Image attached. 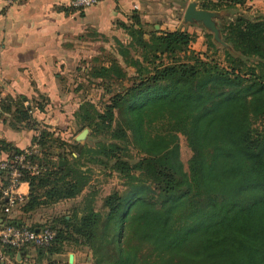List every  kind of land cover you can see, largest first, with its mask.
I'll return each instance as SVG.
<instances>
[{"label": "trees", "instance_id": "16d2710c", "mask_svg": "<svg viewBox=\"0 0 264 264\" xmlns=\"http://www.w3.org/2000/svg\"><path fill=\"white\" fill-rule=\"evenodd\" d=\"M129 19L117 21L128 39L114 36L106 61L83 69L110 93L102 108L86 98L73 112L95 142L69 143L44 126L32 137L40 154L28 155L39 168L22 169L29 189L18 207L30 212L77 196L92 166L117 172L126 188L103 197V213L96 192L85 193L73 215L58 219L62 226L47 225L53 241L34 248V261L63 253L68 240L89 247L88 264H264V11L224 22V62L209 53L216 48L211 32L206 49L196 51L194 33L148 30L135 10ZM30 101L24 94L0 98V115L13 110L32 126V110L44 103ZM180 134L191 150L186 165ZM1 149L10 157L23 150L3 138ZM18 249L25 256L29 246L6 247L14 256Z\"/></svg>", "mask_w": 264, "mask_h": 264}, {"label": "crops", "instance_id": "0c3cea01", "mask_svg": "<svg viewBox=\"0 0 264 264\" xmlns=\"http://www.w3.org/2000/svg\"><path fill=\"white\" fill-rule=\"evenodd\" d=\"M189 2L195 0H100L82 7L75 6L73 0H0V98L24 94L33 100L38 94L46 96L44 109L32 110L36 121L32 126L25 125L18 112H2L0 138L25 148L38 133V125L53 131L58 109L72 107L74 112L82 100H69L62 80L73 72L80 76L85 63L80 67L77 62L90 60L114 36L127 40L128 34L117 21L128 22L134 10L146 29H185L195 34L190 47L205 50L203 38L209 30L201 20L185 17ZM196 43L200 47L196 48ZM8 154L0 150V157ZM19 187L27 195L28 182L22 181ZM30 214L19 207L15 210L24 222ZM26 255H35L34 248L30 246Z\"/></svg>", "mask_w": 264, "mask_h": 264}, {"label": "rangeland", "instance_id": "374dc122", "mask_svg": "<svg viewBox=\"0 0 264 264\" xmlns=\"http://www.w3.org/2000/svg\"><path fill=\"white\" fill-rule=\"evenodd\" d=\"M202 0H195V3L200 6ZM216 16L215 23L217 26V38L213 35V30L210 28V26H204L209 32H211V39L213 40L215 47L210 48V52H215L216 58L224 62V49L225 47L229 48V43H226L224 41V36L222 33V27L225 21H227L229 18H234L238 15H245L248 17H253L256 14H259L260 12L264 11V0H246V3L236 6H226L221 7L219 9H210ZM205 30V29H204ZM204 42H205V35H204ZM196 48L199 46L198 43L195 44ZM200 47V46H199ZM195 49L194 47H191ZM114 50V41L111 40V43L107 42L106 47H102V49H99L96 51L91 57L90 60L93 61L95 59L96 62L99 61H106V59L109 57V54L112 53ZM196 50V49H195ZM215 50V51H214ZM94 52V51H93ZM92 52V53H93ZM88 60V61H90ZM87 60L79 61L78 66H82L84 63H88ZM92 63V62H91ZM80 76L74 75V72L68 76L65 77L62 80V84H64L63 88L68 89V99L71 101H78V100H84L86 98L92 100L98 108H102L104 103L108 100L110 93L106 92V90L102 87L103 84L101 81H98L97 79H88L84 78L83 70L81 69L79 71ZM105 84V83H104ZM118 83L115 82L114 84H111L112 87L118 88ZM76 93V94H75ZM46 96L44 94H38L36 97L33 98L30 102L32 104H35V102H41L45 103ZM56 121L53 124V136H57L62 140H66L67 142H73L78 141L81 143L86 144H93L95 142V137L90 134V128L88 126H84L88 128V131L85 135V137L81 140L77 139V134L84 128H81L80 122H78L74 115H73V109L70 108H60L58 109ZM34 119V118H33ZM32 119V123L36 124V121ZM43 125L37 126V132L39 133L41 129L43 128ZM37 133V134H38ZM56 144V143H55ZM68 144V143H67ZM64 144V146L60 147V150H67L68 145ZM67 145V146H66ZM179 146H180V156L183 162L186 165V161L190 155V147L187 144V141L185 139V136L180 134L179 135ZM133 158L132 160H135L138 155L135 153V149L132 148ZM90 183L88 186H86L80 194H78L75 197L72 198H64L59 201H56L54 203L46 204L38 206L36 209L31 211L30 216L26 220L28 225H50L55 228H58L62 226L60 221L61 216L66 215L68 218L73 215L76 205L79 203V201L82 199L83 195L87 193L89 190H94L95 193V199H94V205L95 208L100 210L102 213L105 212V209L102 207V201L103 197L111 193L114 190H123L126 188L125 184L123 183V178H121L117 172L115 171H109L108 169H102L99 166H92V170L90 172ZM72 252L76 254V258L70 262L67 258V253ZM75 255L73 254V257ZM91 257V250L87 245H84L79 242L74 241H68L65 240L64 244V252L59 257L62 261H67L69 264H88Z\"/></svg>", "mask_w": 264, "mask_h": 264}, {"label": "built area", "instance_id": "2783aa9c", "mask_svg": "<svg viewBox=\"0 0 264 264\" xmlns=\"http://www.w3.org/2000/svg\"><path fill=\"white\" fill-rule=\"evenodd\" d=\"M100 0H73L75 6H88ZM41 145L37 140L23 148L22 152L0 157V264H69L59 257L44 254L40 261H34V255L22 256L24 251L17 250L15 256L6 250L7 246L21 247L48 246L53 241L55 231L45 225L30 227L16 223L15 210L26 194L19 188L22 183V169L37 172L38 164L28 159V155L39 153ZM44 149H46L44 147ZM18 253L20 255H18Z\"/></svg>", "mask_w": 264, "mask_h": 264}, {"label": "water", "instance_id": "95a60500", "mask_svg": "<svg viewBox=\"0 0 264 264\" xmlns=\"http://www.w3.org/2000/svg\"><path fill=\"white\" fill-rule=\"evenodd\" d=\"M214 15V13L212 11H210V9L207 8H203V7H199L197 6V4L195 2H189L186 8V12H185V17L188 19H197V20H201L206 26H210V28L213 30V35L214 37L217 38V26L215 24V21L213 20L212 16ZM88 131L87 127H84L78 134H77V139L81 140L85 137L86 133ZM64 160L60 159L59 163H63ZM18 255H20L18 253ZM68 260L70 262H72L73 260V253L70 252L69 256H68Z\"/></svg>", "mask_w": 264, "mask_h": 264}]
</instances>
